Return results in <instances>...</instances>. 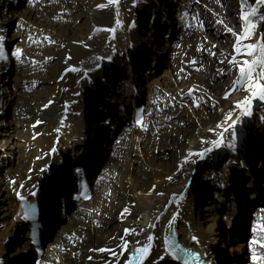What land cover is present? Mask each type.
<instances>
[{"label": "bare ground", "instance_id": "bare-ground-1", "mask_svg": "<svg viewBox=\"0 0 264 264\" xmlns=\"http://www.w3.org/2000/svg\"><path fill=\"white\" fill-rule=\"evenodd\" d=\"M25 1L26 8L16 14L10 10L6 0H0V72L9 65L11 58L5 57L2 50V44L6 43L4 23L9 21L8 15H19V21L25 28L15 38L23 33L27 35L29 52L23 55L29 57L27 65L32 72V78H26L21 86V100L13 117V121L20 123L26 139L25 144L14 145L26 148L29 153L23 155L24 162L21 165L20 160L15 169L8 170L6 177L0 175V202H3L0 204V211L3 212L0 217L15 215L17 211V202L12 195L8 192L1 194L2 184L5 183V190L14 188L16 184H23L27 189L33 186L45 188L48 182L55 180L63 184L60 188L64 195L51 206L45 203L41 208L44 209V215H38L39 218L33 216L31 220L34 224L40 219L45 226L51 225L49 229L52 230L54 223L48 222L49 216L62 215L65 218L60 209L71 214L74 208L71 197L77 190V173L73 171L76 163L84 168L86 178H91L92 168L103 158L102 169L93 186L96 196L93 203L83 205L87 217L79 226L61 220L54 242L48 246L51 252L44 258L49 264H121L128 256L126 251L120 254L124 240L131 251L135 245L148 241L149 231L153 237L151 245L162 246V238L172 228L177 240L188 248L201 251L206 264H220L223 249L219 247L226 245H229L231 259L224 264H241L245 260L244 247L247 243L244 239L238 240L241 236L233 237L229 230L230 224L225 221L227 215L233 216L234 207L237 206L235 217L241 221L251 216L252 223L253 206H264L262 203L253 204L264 194V180L258 181L264 174V128H253L254 133H258L256 137H252L249 130H244L245 133L241 135V117L245 105L238 107L237 102L249 98L252 103L262 96L252 95L246 83L239 87L234 81V90L239 91L234 94L231 87L226 88L227 81L214 85L210 82L214 55L210 52L211 58L207 57V63L199 64L198 53H195L202 42L195 26L196 18L200 16L198 11H203L198 3L194 0H176L179 7L176 22L181 26L178 35L195 30L199 36L194 42L183 43L182 40L183 44L175 43V46L168 40L158 48L159 55H156L151 48L160 41L157 34H151V41L147 42L140 35L138 27V22L147 23L146 17L149 18L151 14L141 9L139 14L133 13L138 15L134 20L133 17L128 18V0H118V3H110V0ZM161 2L160 7H165L171 0ZM155 16L150 17L156 25ZM163 17L164 20L169 19L167 13ZM169 23L164 24V28L173 31ZM107 42L111 43V52L108 54L110 62H103L102 65L97 62L96 66L101 67L92 65L93 70L89 69ZM128 44L131 50H128ZM20 45L23 43L16 44ZM223 48V51H227ZM205 50L210 51L208 47ZM219 53L217 55L221 56ZM53 60L56 61L55 65ZM157 60H161L162 64L158 65ZM154 65H161L159 68L162 70L145 85L148 93L145 100L148 99L147 105L150 107L147 121L141 129L128 133L125 131L126 122L134 116V105L140 102L144 94L141 87L142 72ZM49 66L53 70L48 69ZM260 69L261 66L257 65V72ZM89 72L93 73V80L87 84L82 74L87 75ZM80 78L84 81L79 82ZM41 84L44 85V91L41 93L40 89V93H36ZM27 87H30L29 90ZM30 90L33 94H30ZM47 91L49 95H44ZM78 91L83 100H80V95L76 96ZM187 97L194 98L193 102L185 101ZM200 101L201 105H196ZM212 103L216 107L213 111L209 106ZM129 107L131 114L128 116ZM86 108L89 109L88 115H85ZM245 109L243 115L251 112L248 108L245 114ZM74 111L82 113V124L79 126L76 122L63 137L62 144H59V149H66L73 156H78L72 161V181L60 176L61 162L52 160H48L46 177L38 181L40 168L47 161L44 156L39 158L41 155L39 159L31 158L33 147L37 146L38 149L40 144L41 148L58 150V130L63 129L71 119L74 121ZM103 116L106 118L100 120ZM106 119L110 125L119 122V125L124 124L119 130V137L124 134V140H115L118 134L114 129L110 134L112 139L109 137L110 130L104 125ZM231 136H236L234 144L226 148L222 157H242L243 165L237 169L229 158L220 159L211 169V178L191 190L189 174L197 159L204 157L205 152L207 154L214 147L215 141L225 138L230 140ZM16 178L18 181H14ZM94 179L95 176L90 180ZM204 201L206 204L201 206ZM36 204L39 208L37 200ZM125 208L128 212L122 217ZM223 218L225 221H222ZM76 221L81 222L80 219ZM2 225L4 223H0ZM125 229L134 231L125 235ZM74 231L75 235L71 236ZM62 238L61 244L57 243ZM20 244L19 249L24 252L33 248L30 238ZM1 247L0 264H3L1 258L4 251ZM102 248L110 251H98ZM20 255H23L22 252ZM164 260L171 263L161 262ZM21 263L32 264V261ZM168 263L176 264L167 254L162 255V247L149 252L143 261V264Z\"/></svg>", "mask_w": 264, "mask_h": 264}, {"label": "rangeland", "instance_id": "rangeland-1", "mask_svg": "<svg viewBox=\"0 0 264 264\" xmlns=\"http://www.w3.org/2000/svg\"><path fill=\"white\" fill-rule=\"evenodd\" d=\"M6 2H7V4H9L10 10H12V12L15 11L16 14L20 13L21 10L26 8V1L25 0H6ZM194 2L198 3V5L203 10V11H198V13L200 12L199 13L200 16H197L196 21H195L196 29L199 31L198 33H200L199 35L201 36L200 38L202 39L200 46H198L197 50H195L196 51L195 53H198V63L199 64L200 63L206 64L207 63L206 59H208L209 57L211 58L210 52H212V54L214 55L213 59L215 61H214V64H212V66H211L214 68L211 71L212 74L210 73V82H212V84L214 85V84H222V83L227 81L228 85L226 88L231 87L232 93L236 94L239 91L236 92L234 90L233 84H234V81H237L238 78L240 77V73H238L240 62L243 60H248L251 62L252 60L257 59L258 55H259V48H257L256 51H254L250 56H248L247 48L245 46H247L248 44H253V45L264 44V16L260 15L256 12H255L254 16H250L249 20L254 25V28L251 30L250 34L247 35V38L240 40L239 43L237 41L235 44V36L241 35L242 31L247 27V22L241 18L242 0H207L206 2H205V0H194ZM161 4H162L161 0H128V5L126 7L127 16L129 13L128 18L133 17V20L138 16V15L133 14V13L139 14V11L141 9H146V11L151 14L150 16L156 15L155 16V18L157 17L156 18L157 19L156 25L154 24V21L153 22L151 21L152 19L150 16H148L149 18L146 17L147 23H146V21L138 22L139 23L138 27L140 29V35H142V38H144L145 41L150 42L152 35L154 33L157 34V36L159 38V39L158 38L157 39L160 41H158L154 45V48H151V49H153L154 53H156V55L157 54L159 55V49L158 48L165 45L168 42V40H170L171 43L173 44V46H175V43L176 44L182 43L181 42L182 40H183V43H187L188 41L194 42V39L199 36L197 34V31H195V30L188 31V32H186V34L178 35L179 30L181 29V26H180V24H178V22H176L177 21L176 14L179 11V7L177 5L176 0H171L170 4L168 6H165L166 8L164 6H162L163 8L160 7ZM262 6L264 7V3H262ZM163 9H167V11L166 10L164 11ZM253 9H255V8H253V6L249 3L248 0H243V11L245 13L252 12ZM166 13H167V16L169 17V19H167L168 21L164 20L165 17H163V16H165ZM193 13H194V10H193ZM226 17H227V19H226ZM7 19H9V21L4 23V25H5L4 37H5L6 42L7 41L12 42V41H14V39H17V38H15V35H18V34H15V33H16L17 28H18L19 15H16V16L14 15L13 17L8 15ZM199 20H202V21H199ZM160 22L162 24L157 25ZM167 22H170L169 24L172 25V30L174 31V33H173V31H167L166 28H164V24H167ZM147 24H149V25H147ZM243 27H245V28L243 29ZM23 28H24V26L21 25L20 31L23 30ZM159 29H160V31H159ZM171 33H173V34L171 35ZM185 41H187V42H185ZM153 42L155 43V41H153ZM2 45H3L4 49L7 46L6 43H4ZM128 46H129V44H128ZM130 46H132V45H130ZM207 47L210 50L209 52H207L205 50ZM223 47H225L227 51H223V50H225ZM237 47L241 48V50L235 56V54L237 52L236 51ZM3 48H2V50L5 53V54L3 53L4 56L10 58L11 55L7 51H5ZM130 48L131 47H129L128 50ZM194 49H196V48H194ZM110 52H111V43L107 42L106 46L103 48V52L100 53V56L97 59L93 60V63L89 66V69L90 68L92 69V67H91L92 65L96 66L97 62L98 63L101 62V65L103 62L104 63L110 62V60L108 58V54ZM217 52L218 53L220 52L219 54H221V56L217 55ZM222 52H227V53L223 54ZM113 53L114 52H112V54ZM222 54H223V56H222ZM233 55L235 56V62L234 63L230 62V61H233V58H234ZM9 60H10V62L8 63L9 65H7L5 68H3L0 72V80L2 81L0 83V89L4 88V89H2V91H0V107H1L0 108V175L3 174L4 177H6V175L8 174L9 169H13V167L15 169V166H17V163L20 160L21 161L19 163L21 165V163L24 162V156L23 155L29 153L26 148H23V147L17 148L15 146L16 144H19V145L25 144L24 140H26V139L24 136L25 132H23L22 129H20V126H19L20 123H18V121H15V120L13 121V119H14L13 117H14V113L17 109V105H19V101L21 100L20 92H22V90H23V88H21V86L23 85L24 81L26 82V78L31 79L32 77H30L29 73H28L29 74L28 76H21L20 75L21 68H24L26 66L23 64H21V65H19L18 63L16 64L12 57ZM149 60H152L151 57H149ZM157 61H158V65L162 64L161 60H157ZM52 63L55 65L56 61L53 60ZM98 67H101V66H96L95 68H98ZM159 67L154 65L152 67H149L147 70L145 69V71L142 72L143 79L141 80V87H142V91H143L142 93H144V94L139 99L140 101H143L146 98L145 94H146L147 88L145 87V85L147 84L148 80L154 78L155 75H157L156 73L161 72L162 68L160 69ZM48 69L53 70V68H51L50 66L48 67ZM42 75L43 74H41V76ZM82 75H84V76H82V78L86 79L87 84L88 83L90 84V82L93 80V73H91V72L87 73V75H85L84 73ZM22 78L24 81L22 80ZM83 79L80 78L79 82L84 81ZM231 81H232V83H231ZM242 81L243 82L238 83L239 87H241V86L243 87L245 85V83H247L246 79L242 80ZM38 86L39 87H38L36 93L37 92L40 93V91H39L40 89H41V93H42L44 91L43 90L44 85L41 84ZM27 88H25V90H27ZM29 88H28V90H29ZM88 91H90V90H88ZM29 92H30V94H33V92L31 90ZM49 93L50 92L47 91V93H45L44 95H49ZM78 95H80L79 96L80 100H83V98H81L82 95H81L80 91H78L76 96H78ZM193 100H194V98H192V97H190V98L187 97L185 99V101H187V102H193ZM78 101L79 100L75 101V103H77ZM212 104L213 105L209 104L211 111H213V109L216 108V107H214V103H212ZM216 104L217 103H215V105ZM196 105L200 106L201 101L196 103ZM249 105H250V103H249ZM249 105L247 107L244 106V108L242 110V117L241 118H243V120H241L242 126L240 125V128L242 129L241 135H243L245 133V131L248 132V130H249L252 137H254L255 134H258V133H254L253 128H258V129L264 128V102L261 104L260 103L257 104L253 109H251L250 113L248 112V114H246L247 109L249 108ZM245 107H246V109H245ZM244 109H245L246 115H243ZM85 111H86L85 115H88L89 109L86 108ZM214 113H215V111H214ZM127 114H128V116H129V114H131L130 107H129ZM72 115H73L74 121L72 122V119L70 121L67 120L68 123L66 124V126H64L63 129L60 128L58 130L59 134L56 137V139H57L56 144L58 145V146L57 145L56 146L58 147V150L56 149V151H54L51 148L50 149L41 148V145L39 144L38 149L36 148L37 146L33 147L32 154H31L32 155L31 158L35 157L37 159L41 155L39 158L44 156L46 161L52 160V161H56V162H61V168L59 170L60 171L59 174H60V176L66 178L67 181H69V178H68L69 175L73 179V173L72 172L73 171L75 172V169L74 170L72 169V161H74V159H78V156L77 155L73 156V154L68 152L66 149L65 150L63 148L59 149L60 148L59 144L60 143L62 144V139H64L63 137L68 134V132H69L68 130H70L71 127H73V125L76 124V122H78L79 126L82 124L81 122L83 121L84 110H83V117H82V113H79L78 111L77 112L74 111L72 113ZM102 118L104 120V118H106V117L103 116V117H101L100 120H102ZM250 119H252V120H250ZM107 121H109V120H107ZM107 121H106V124H104V125L107 127L106 129L110 130L109 137L112 139V135H110V134L113 132V129L111 128L113 125L108 124ZM14 122H16V123H14ZM119 124H120V122H119ZM119 124L115 125L118 133H119V130L124 125V124H122V125H119ZM105 134L108 137V134L107 133H105ZM237 135H238V132H237ZM21 136L23 137V139ZM236 136H231L230 140H226L228 138L221 139L219 146L213 145L214 147L209 149L207 154L205 152L204 157L200 156L198 159H197V156L195 157V159H194L195 162H196V159L198 161L196 162L194 168L190 169L189 181H188L189 188L191 190H195L200 185H203L205 179L209 180V178H211V174H212L211 169L214 167V165L217 162L220 161V159L224 160V158H227V159L229 158L230 163H232V165L235 166L237 169L239 167H241V165H243L242 157H238L236 155L231 156V157L226 155L227 157L226 156L222 157L225 155L223 153L226 150V148H228L230 144H234V140H235ZM28 138H29V136H28ZM90 142H91V140H90ZM111 146H112V141H111ZM236 148L238 149L239 147L236 145ZM230 151L232 153V150H230ZM21 157H22V159H21ZM102 159L103 158H100V163L97 164L94 168H92L91 178L94 177L95 173H97V174L100 173V171L102 169L101 164H102V161L104 160V159L103 160ZM34 160H33V162H35ZM76 164H79V163L77 162ZM91 178H87L88 181H90ZM263 180H264V174H261V177L258 179V181L261 182ZM62 185L63 184H58L55 180H52L51 182H48V185L45 188L37 187L39 190L36 191L35 199L38 201V204L40 205V207H39V210L34 212L35 218L38 217V215H41V216H42V214L44 215V212H43L44 209L42 210L41 208L44 206L45 203L48 202V205L51 206V204L53 205L54 202H57V200L64 195L63 190L60 188V186H62ZM5 192H7V190H5V183H4V184H2L1 194L5 195ZM205 199L207 200L208 198H205ZM71 200L73 201L72 197H71ZM262 200L264 202V194L261 195V199L259 201L254 200L255 202L253 204L254 205L257 203L260 204ZM1 203L3 204V202H0V204ZM205 204H206V202L204 201V202H202L201 206H204ZM234 208H235V210H234L233 216L229 213L230 215H227L226 221L224 218L222 221H225V222L230 224L229 225L230 232H232L233 237L238 238V236L236 235V231H238L239 233L245 232L247 234V231H248L247 229H250V227H251V222H250L251 216H248L244 219L242 218V220L239 221V219L235 217L236 212H237V206ZM40 209L42 212L40 211ZM63 211H65V210H63ZM2 213L3 212L0 211V216ZM252 214H253V211H252ZM14 216L15 215H13V214H9L7 216L0 217V223H4V225L0 226V247L2 246L1 248L5 252V253L3 252L1 261L3 264H22V263L17 261V257L21 256L20 253L22 252V254L27 255L30 262L31 261L34 262L36 254L34 252V246L32 245L33 241L31 239V236L29 235V232L25 233L26 228L28 226H30L32 224V222L31 221L24 222L20 219H18V221L15 222ZM52 216L53 217L49 216V219H47L48 222H50V224L54 223V225L52 226L54 228L52 230L49 229V227L51 225L45 226L46 224L44 223V221L41 222L40 219H39V221H37L39 223V226L41 224V231H42V239L41 240H42L43 246L46 248L45 255H44L45 257L48 256V252L50 251L48 249L49 244L51 242H54V238H55L54 235H56L58 233V227H59L58 225L62 224V221L65 223L64 216H62V215H60V216L52 215ZM233 217H234V219H233ZM35 218H34V221H35ZM58 221H61V222H58ZM220 222H221V220H220ZM233 223H235V224L233 225ZM46 227L49 229L48 231H47ZM147 232L150 235V232L149 231H147ZM26 238H30L31 245L33 246L32 250H29L28 252H24L25 250L19 249V246L21 245L20 243ZM151 246H152L151 247L152 249H151L150 253L153 252L155 250V248L161 249V247H162L160 245L156 246L153 244ZM228 246L229 245H226L224 247H219V248L223 249V253L220 256L221 257L220 258V264H224L231 259L229 256V252H228ZM162 255H164V254H162ZM167 261L168 260H164L161 262L167 263ZM30 262H28V263H30ZM168 262H170V261H168Z\"/></svg>", "mask_w": 264, "mask_h": 264}, {"label": "snow or ice", "instance_id": "snow-or-ice-1", "mask_svg": "<svg viewBox=\"0 0 264 264\" xmlns=\"http://www.w3.org/2000/svg\"><path fill=\"white\" fill-rule=\"evenodd\" d=\"M257 2L264 3V0H257ZM110 3H118V0H110ZM104 6L105 5H98V7H104ZM254 15H255L254 9L252 10V12H249V13H245L243 11V0H242L241 18L247 22V27L243 35L237 36L238 43L241 39L247 38V35L250 34L251 30L254 28V25L249 20V17L254 16ZM117 23L119 24V21H117ZM245 47L247 48V54L249 55H251L254 51H256L257 48H259L261 52V57L258 59L252 60L251 62L248 60L241 61L239 64L240 77L235 83L238 84L242 80L246 79L247 81L246 87L248 91L251 92L252 95H261L262 98H264V83L261 82V81H264V44H260V45L249 44ZM236 51L239 52L240 48L237 47ZM19 53H20V49H17L16 53H14V55H17L18 59H19V55H18ZM230 62L234 63L235 58H233V61H230ZM257 65L261 66V69L259 72L256 71ZM248 103H250L249 98H245V100L237 102V106L239 107L242 104L246 106ZM219 144H220L219 140L214 142V146H219ZM169 179H171V177H169ZM21 199H23V197H21ZM127 212H128V209L125 208L124 211L121 213V216L123 217V215ZM124 231H125V235H128L130 231H134V230L125 229ZM147 239H148V243L144 244L142 247H138L134 250H131V255L129 259L125 262V264H143V261L147 259L149 252L151 250V241L153 237L149 235ZM252 243L253 245H258L261 249H264V243L258 240H253ZM173 250L175 251V249ZM98 251L103 252V251H110V250L102 248V249H98ZM124 251H129L128 242L126 240L123 241L122 251L120 254L122 255ZM112 254L115 256L116 255L115 251H113ZM89 259H91V257ZM253 260L259 261L260 264H264V256H256L254 254Z\"/></svg>", "mask_w": 264, "mask_h": 264}, {"label": "trees", "instance_id": "trees-1", "mask_svg": "<svg viewBox=\"0 0 264 264\" xmlns=\"http://www.w3.org/2000/svg\"><path fill=\"white\" fill-rule=\"evenodd\" d=\"M248 1L253 6V8H255L254 10L256 13H258L260 15H264V7L262 6V3H258L257 0H248ZM27 232H28V228H26V230H25V233H27ZM236 235L238 237L243 236L244 232L239 233L238 231H236ZM17 261L20 263L21 262H27V263L30 262L29 258L27 257L26 254L25 255L23 254V255L17 257Z\"/></svg>", "mask_w": 264, "mask_h": 264}, {"label": "water", "instance_id": "water-1", "mask_svg": "<svg viewBox=\"0 0 264 264\" xmlns=\"http://www.w3.org/2000/svg\"><path fill=\"white\" fill-rule=\"evenodd\" d=\"M48 163H49V161L44 162L43 165L41 166L38 181H40V180L42 181V180L46 177V169H47V165H48ZM68 178H69V181L71 182V181H72V178L70 177V175H69ZM32 191H33V193H34V192L36 193V191H37V186H33ZM29 200H30L31 202H33V201L35 200V194H34V195L31 194ZM254 207H255V206H253V208H254ZM256 207H257V206H256ZM37 223H38V222H37ZM38 225H39V224H38ZM39 227H40V226H39ZM40 233H42V231H41ZM40 235H41V234H40ZM35 245H43V244H42V240H41V242H36Z\"/></svg>", "mask_w": 264, "mask_h": 264}]
</instances>
